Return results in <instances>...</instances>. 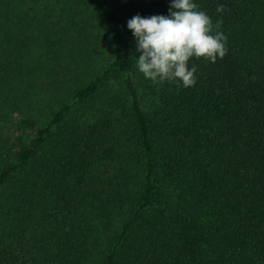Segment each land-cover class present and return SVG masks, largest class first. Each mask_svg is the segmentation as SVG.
Returning <instances> with one entry per match:
<instances>
[{
	"label": "trees",
	"instance_id": "trees-1",
	"mask_svg": "<svg viewBox=\"0 0 264 264\" xmlns=\"http://www.w3.org/2000/svg\"><path fill=\"white\" fill-rule=\"evenodd\" d=\"M193 2L227 53L185 88L139 72L127 28L171 0H0V264H264V0Z\"/></svg>",
	"mask_w": 264,
	"mask_h": 264
},
{
	"label": "clouds",
	"instance_id": "clouds-1",
	"mask_svg": "<svg viewBox=\"0 0 264 264\" xmlns=\"http://www.w3.org/2000/svg\"><path fill=\"white\" fill-rule=\"evenodd\" d=\"M216 11L223 13L225 8L219 5ZM221 24L222 20L213 24L193 0H171L167 16H133L127 28L136 40L137 69L155 85L181 82L185 88L194 86L197 68L189 69V61L203 58L215 63L227 53Z\"/></svg>",
	"mask_w": 264,
	"mask_h": 264
},
{
	"label": "rangeland",
	"instance_id": "rangeland-1",
	"mask_svg": "<svg viewBox=\"0 0 264 264\" xmlns=\"http://www.w3.org/2000/svg\"><path fill=\"white\" fill-rule=\"evenodd\" d=\"M70 51L72 52L71 57H68V58L60 61L62 68L63 69L66 68L65 70H63V72L67 71V69L70 67V65L72 63L71 60H73V59L76 60L77 57H79V56H84V57L86 56L87 57L90 54L89 51H86L85 48H83V46L79 50H71L70 49ZM102 52H103V54L101 56L98 57V55H93L91 60H88V66L90 65V67H86L85 68L86 70L90 71L93 68H98V67H100V65H103L106 62L108 51L105 48V49H103ZM68 72H69V75H71L73 73L76 76V74L79 73V70L77 72H75L73 70V68H71V70L68 69ZM65 74H67V72H65ZM36 76H37L36 79H34L32 77L26 79V82H29L30 80H32L36 83V87H37V89H39L36 91L37 92L36 97L39 96L40 93H42V94L44 93V95L46 96V99H47V103H50V102L54 103L55 101L62 99V96L64 95V93L62 92V90H57L56 88H58V89L61 88V84H60L61 79L63 81L64 80H70L68 77L62 76L61 79H58V76H56L57 79L55 81L56 83L54 84L53 81L55 80L54 78H56V77L53 78L51 76H48L45 73H43L41 76H38V75H36ZM42 87L43 88L45 87L46 90L42 89ZM66 87H67V85L65 86V88ZM40 113L41 112L38 110V115H36L37 120H41ZM16 120H17V118L15 117V118H13V121H12L13 123L12 122H6V124H1V126L3 127V130L1 129L3 132V137L5 136V137L9 138V140H10L8 142L9 143L8 146L10 149L12 148L11 143L15 137H17L19 135H22L24 137V139H28V138L33 137V133L31 131H28V130L24 131V130H20V129L16 128L15 127V121Z\"/></svg>",
	"mask_w": 264,
	"mask_h": 264
}]
</instances>
